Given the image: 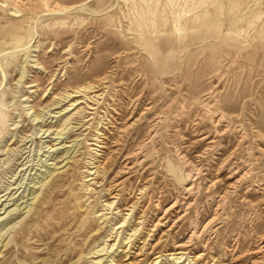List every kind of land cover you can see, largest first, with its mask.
Here are the masks:
<instances>
[{
    "label": "rangeland",
    "instance_id": "374dc122",
    "mask_svg": "<svg viewBox=\"0 0 264 264\" xmlns=\"http://www.w3.org/2000/svg\"><path fill=\"white\" fill-rule=\"evenodd\" d=\"M194 228L179 264H264V0H0V264L135 229L113 264H173Z\"/></svg>",
    "mask_w": 264,
    "mask_h": 264
},
{
    "label": "bare ground",
    "instance_id": "6f19581e",
    "mask_svg": "<svg viewBox=\"0 0 264 264\" xmlns=\"http://www.w3.org/2000/svg\"><path fill=\"white\" fill-rule=\"evenodd\" d=\"M8 4V3H7ZM13 6H16V5H13ZM45 6V8L48 10V12H49V14L50 15H57V14H68L69 12H71V11H75V10H79V11H81V10H83L82 9V7H70V8H66V9H60L59 7H58V5L57 4H54L53 6H51V5H48V4H45L44 5ZM20 7V6H19ZM17 8V7H16ZM16 8H14L13 7V11L11 12L12 13V15H19V11L16 9ZM22 9V8H21ZM30 9V8H29ZM45 15V14H44ZM48 15V14H47ZM18 17V16H17ZM43 17V16H42ZM39 18V17H38ZM39 19H37V21H38ZM34 33V32H33ZM29 43V42H28ZM27 43H25L24 45H22L21 47H24L25 45H26ZM28 46V45H27ZM26 46V47H27ZM14 53V52H13ZM103 80H104V78H103ZM103 82V81H102ZM94 90V87L91 85V84H86L85 86H81L80 88H77V89H75L73 92H71L70 94H67V96H66V98H69L70 97V99L72 98H76L77 96H75V95H77V94H79V93H83V95L84 96H86V94L87 93H93V92H96V91H93ZM80 96V95H79ZM75 102H73V104H74ZM72 104V105H73ZM39 118V117H38ZM35 119V118H34ZM40 120V119H39ZM36 121H37V119H36ZM40 123V122H39ZM37 124V123H36ZM61 135V134H60ZM98 135V134H97ZM100 135V134H99ZM58 138V137H57ZM99 138V137H98ZM105 139V138H104ZM99 144H101V146L100 147H98V148H101V149H106V144H105V142H103V141H100V143ZM138 150H142V147H139L138 148ZM102 162V161H101ZM106 163V162H105ZM102 165V164H101ZM105 165V164H104ZM138 165V164H137ZM65 166V165H64ZM125 168V167H124ZM60 169V168H59ZM58 169L56 168V169H53V171H49V172H47V176L44 178V179H42V180H46V178H51L52 179V177L55 175L54 174V172L55 171H57ZM124 170V169H123ZM94 174H95V172H88V176L87 177H89L85 182H90V181H93L94 180V178H92L93 176H94ZM92 176V177H91ZM42 180L39 182V183H42ZM51 181V180H50ZM49 181V182H50ZM191 182V181H190ZM48 184V183H47ZM44 185V184H43ZM42 186V185H41ZM213 186V185H212ZM232 187V186H231ZM230 187V188H231ZM42 188V187H41ZM38 189H40V188H38ZM112 189V188H111ZM117 190V189H116ZM110 191V190H109ZM141 191V190H140ZM186 191H190V188L189 187H187L186 188ZM35 192H32V195L34 194ZM111 193V192H110ZM231 193V192H230ZM226 196V195H225ZM220 198V197H219ZM221 198H223V197H221ZM220 198V201L222 200ZM111 199H113V197H111ZM33 200H35V202L34 203H32L31 204V206L30 207H26V208H28L27 209V211H26V213H30L33 209H34V206H35V204L39 201V197H37V196H35L34 198H32V201ZM6 201V200H5ZM219 201V202H220ZM224 201V200H223ZM174 205L175 204H173L172 206H170L168 209H166L165 210V214H166V212L168 211V210H170V209H172L173 207H174ZM114 206H115V204H114V202H111V203H106L103 207H105L106 208V210H111V212H112V210L114 209ZM119 210V209H118ZM126 211H128V210H126ZM116 214V213H115ZM130 216V214H125V217H123V221L121 222V224H120V226L117 228V230H119L120 228H123V225L124 224H126L127 222H128V217ZM101 218V217H100ZM104 222V221H103ZM211 222V221H210ZM210 222H209V225H210ZM197 228V227H196ZM196 228H194L193 230H192V232H191V234H190V236H189V238H188V241H187V243H185V244H179V245H175L176 247H175V251L172 253V254H169V255H166V257H168V258H171V262L173 263V264H179V262L180 261H182L183 260V262H185L186 260H188L187 259V256H188V252H186V250H187V246H188V244L191 242V240H193L194 239V237L198 234V231H197V229ZM204 228H206V227H204ZM204 228H203V230H202V233H203V231H204ZM137 232V230L135 229V230H133V232H132V234L129 236V237H127V238H124L123 237V240H120V238H118V240L116 241V243H114V244H112V245H108V244H104V246H102L99 250H97V251H95L93 254H99V253H104L105 255H108L104 260H103V262L101 263V264H113L114 263V258H115V255L117 254V253H120V252H123L124 250H121V249H123L124 247L125 248H127V246H130V239H131V237H132V235H134L135 233ZM0 233H1V230H0ZM110 234H112V233H110ZM200 235V234H199ZM199 235H198V237H199ZM3 234H0V248L1 247H5L7 244H2L3 242H4V240L3 241H1V239H3ZM106 237V236H105ZM193 238V239H192ZM196 239V238H195ZM140 240V239H139ZM155 241V240H154ZM135 245V244H134ZM124 246V247H123ZM108 249H110V251L108 252ZM262 249L264 250V245L263 246H261V248H260V251H257V253L258 254H260L261 252H262ZM119 250V251H118ZM125 252H127L126 250H125ZM104 254H102V255H104ZM131 255V254H130ZM137 255V254H136ZM101 256V255H100ZM198 258V257H197ZM264 258V257H263ZM158 259H159V257H155L154 258V260L150 263V264H158L159 262H158ZM98 261V260H97ZM99 261V262H100ZM258 262V261H257ZM260 262V261H259ZM258 262V263H259ZM98 263V262H97ZM96 263V264H97ZM194 264V263H193ZM256 264V263H255Z\"/></svg>",
    "mask_w": 264,
    "mask_h": 264
}]
</instances>
